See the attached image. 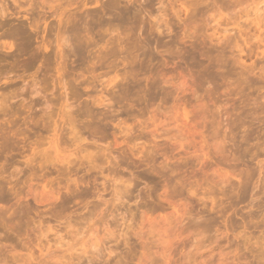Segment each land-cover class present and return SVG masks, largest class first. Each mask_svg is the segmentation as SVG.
Segmentation results:
<instances>
[{
  "label": "rangeland",
  "instance_id": "374dc122",
  "mask_svg": "<svg viewBox=\"0 0 264 264\" xmlns=\"http://www.w3.org/2000/svg\"><path fill=\"white\" fill-rule=\"evenodd\" d=\"M261 2L0 0V264H264Z\"/></svg>",
  "mask_w": 264,
  "mask_h": 264
},
{
  "label": "bare ground",
  "instance_id": "6f19581e",
  "mask_svg": "<svg viewBox=\"0 0 264 264\" xmlns=\"http://www.w3.org/2000/svg\"><path fill=\"white\" fill-rule=\"evenodd\" d=\"M262 1H263V0H262ZM241 2L243 3L244 1H241ZM241 2H239V4H240ZM242 3H241V5H242ZM245 3H246V2H245ZM260 3H262L261 0H259V4H260ZM182 4H183V6H185V7L187 8V4H186L185 2H184V3L182 2ZM182 4H181V5H182ZM257 4H258V3H257ZM263 4H264V3H263ZM255 7H257L256 9H258V11H256V9H255V13L257 12L256 15L258 14L257 16H259V14L263 12V10H262V12L259 10V9H261L262 7H261V8H260L259 6H255ZM183 9H185V8L183 7ZM187 9H188V8H187ZM263 9H264V6H263ZM185 10H186V9H185ZM259 11H260V13H258ZM263 14H264V13H263ZM263 14H260V16L263 15ZM246 15H249V14H246ZM260 16H259V17H260ZM261 17H262V16H261ZM261 17H260V18H261ZM260 18H259V19H260ZM256 19L259 20L258 18H255V20H256ZM263 19H264V17H263ZM263 19H261V20H263ZM259 21H260V20H259ZM263 21H264V20H263ZM256 22H257V21H256ZM262 23L264 24V22H261V25H262V26H260V27L263 29V24H262ZM260 27H259V29H261ZM262 29H261V30H262ZM63 33H64V32H63ZM62 43H63V45H66V44H67L66 46H68V41L66 42V38H64V35L61 33V34H59V36H58V40H57V44H58V46H57V47H61V44H62ZM70 45H71V43H70ZM70 45H69V46H70ZM60 51H61V49H60ZM60 51H58V52H60ZM56 53H57V52H56ZM62 53H63V50H62ZM60 54H61V52H60V53H57V56H55V57L64 58V57H63L62 55H60ZM63 54H65V53H63ZM64 56H66V54H65ZM105 102H106V101H105ZM46 104H48V103H46ZM43 105H44V103H43ZM69 106H70V105H69ZM69 106H65V108L67 109V107H69ZM70 107H71V106H70ZM46 111H47V110H46ZM44 112H45V111H44ZM45 114H46V113H45ZM41 116L44 117V115H42V113H41ZM70 117H71V116H70ZM70 117H69V118H70ZM71 118H72V117H71ZM70 122L72 123L71 120H70V121L68 120V122L65 121L64 124L67 125V123L70 124ZM69 126L72 127V128H74V125H71V124H70ZM59 128H61V127H59ZM59 130H60V129H59ZM74 130H75V128H74ZM57 150H58V149H57ZM57 152H58V151H57ZM56 154H57V153H56ZM58 154H59V152H58ZM59 156H60V155H59ZM46 162H47V161H46ZM48 162H49V161H48ZM48 162H47V164H48ZM53 162H54V160H53ZM53 162H52V163H53ZM49 164H50V163H49ZM49 164H48V165H49ZM49 166H50V165H49ZM52 166H53V165H52ZM52 166H51V167H52ZM48 168H49V167H48ZM48 168H47V169H48ZM49 169H50V168H49ZM191 191H193V190L190 189V192H191ZM153 233H154V231H153ZM159 236H160V235H159Z\"/></svg>",
  "mask_w": 264,
  "mask_h": 264
}]
</instances>
